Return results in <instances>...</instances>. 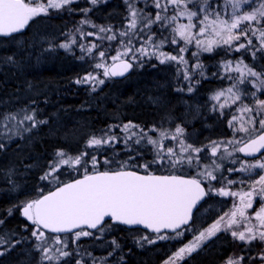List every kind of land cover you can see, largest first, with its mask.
Returning a JSON list of instances; mask_svg holds the SVG:
<instances>
[{"label":"snow or ice","instance_id":"1","mask_svg":"<svg viewBox=\"0 0 264 264\" xmlns=\"http://www.w3.org/2000/svg\"><path fill=\"white\" fill-rule=\"evenodd\" d=\"M74 2L76 0H46V3L39 0H0V38L12 37L34 18L47 15L50 9H65ZM104 2L106 0H89L93 6ZM124 3L127 15L123 28L116 27L113 31L112 25H96L89 19H82L81 27L76 32L80 37L95 36L96 40L86 45L78 43L76 35H73L57 45L67 51L76 46L81 51L79 58L87 56L94 61L93 68L100 70L96 74L86 73L75 81L77 84L90 85L95 91L98 85L105 83V79L124 76L134 63L142 67L140 58L150 60L155 57L162 64L176 62L183 65V79L189 81L187 90L192 92V76L197 74V70L199 76L204 75V65L199 62L201 53L221 49L227 55L243 50V54L249 55L253 61L257 59V53L264 57V0H124ZM148 8L152 11H147ZM83 11L86 15L90 9ZM89 24L96 29L95 32L82 30L84 25ZM253 39L256 43H253ZM113 42H117L115 48ZM165 45L177 46L175 50L178 55L163 51ZM190 47L196 49L191 52L195 60L191 73L185 57ZM48 50H51V46ZM113 51L115 55L111 54ZM6 61L13 62V57H6ZM220 67V78L230 81V84L210 97L215 101L211 111L223 115L226 109L235 106L227 121L233 131L232 139L210 141L195 147L186 142L185 129L180 125L171 131L153 126L148 132H158L159 136L154 138L139 125L128 122L123 124L122 129L130 134L122 140L112 131L121 126L112 125L108 129H101L99 135L89 137L86 148L90 151L75 155L64 150L55 153L48 164V171L40 177L42 181L54 185L55 190L47 194L41 190L38 198L18 205L22 216L33 226L32 251L39 254L37 264H86V258L88 264H96L97 258L86 249L81 251V245L69 251L67 239H62L60 234H71L73 244L82 237L98 238L92 230L102 236L111 228L106 218L121 225L150 229L155 239L141 236L137 240L141 246L142 243L155 244L158 240L180 243L185 233L192 231L193 210L199 212L198 204L205 197L213 195L233 197L231 208L222 214L214 209L218 216L211 225L194 235L192 241L180 246L163 264L183 262L221 232L230 234L233 241L240 242L246 253L229 255L223 264H254L256 260L264 264V99L258 95H264V73L245 63L243 55L235 61L223 60ZM101 75L104 79L100 78ZM249 85L255 90H249ZM248 100L252 103L245 102ZM44 123L47 121L37 119L35 109L30 112L21 109L16 113H0V150L4 149L6 143L22 138L24 133H30L38 124ZM26 124L28 126L25 127ZM165 141L169 143L166 145ZM130 142L143 148L152 146L153 160L134 165L136 170H130L127 162L104 158L105 165L117 163L118 167L98 170L100 161L96 153L102 152L105 146L112 147L117 143L130 149ZM132 150L143 159L139 148ZM235 153H243L245 157H255L259 153L260 156L249 163L247 159L234 157ZM135 158L129 156V160L134 161ZM225 160L233 165L226 171L240 174L241 178L228 179L223 175ZM238 161L239 167H235ZM154 164L171 172L192 169L196 175L191 178L184 174L156 175L150 170ZM65 168L83 172L82 178L73 182L62 181L60 176ZM141 168L145 174H141ZM258 172L261 174L253 179ZM3 175L5 182L15 188L12 173ZM202 181L208 183L207 190ZM213 181L223 186L215 188ZM233 185L247 187L248 190L233 191ZM257 197L260 207L249 214L248 210L253 208ZM3 224L4 220L0 219V226ZM5 235L7 239L0 235V247L4 248L0 256L22 243V240L12 239L14 234ZM24 240L27 241V238ZM110 243L113 251L120 247L115 239ZM257 244L261 245L262 250L252 255ZM108 255L111 256L112 252Z\"/></svg>","mask_w":264,"mask_h":264},{"label":"trees","instance_id":"2","mask_svg":"<svg viewBox=\"0 0 264 264\" xmlns=\"http://www.w3.org/2000/svg\"><path fill=\"white\" fill-rule=\"evenodd\" d=\"M84 9L90 11L85 15ZM146 10L152 11L151 8ZM126 15L124 0H106L95 6L91 5L89 0H76L65 9L51 10L47 15L36 17L33 22H29L23 33L10 38H0V113H16L21 109H28L30 112L35 109L37 119L47 121L38 124L30 133H24L22 138L6 143L4 149L0 150V219L4 220V224L0 226V235L7 239L5 234L11 233L14 234L13 240H22V243L16 244L11 251L0 256V264H37L39 254L32 251L33 226L21 216L18 205L23 201L38 198L41 190L45 193L55 187L42 181L40 177L48 171V164L58 150L73 155L90 151L86 148L89 137L93 134L99 135L101 129H108L112 125L121 126L113 128L112 131L122 140L130 134L124 133L122 129L123 124L128 122L137 124L144 130L155 126L171 131L176 125H180L186 134H196L197 143L208 139L229 138L228 117L211 111L208 97L230 84V81L220 78L221 67H218L217 59L221 52L218 49L202 55L200 63L204 65V75L199 76L197 70V74L192 76V92L187 90L189 81L181 82L182 91H175L172 85L165 86L166 77L153 74L156 70L137 73L133 69L125 79H105V83L95 91L90 85L75 82L86 73L98 72L93 68L94 61L87 56L80 59L81 51L77 50L76 46H73L70 52L57 45L66 42V38L81 27L82 19H89L96 25H112L115 31L116 27L123 28ZM82 30L96 31L90 24L84 25ZM47 34L52 35L51 41L40 37ZM76 38L78 43L85 38L87 44L96 40L95 36L79 37V34ZM89 40L92 41L88 42ZM116 43L113 42V46ZM50 46L51 50H48ZM163 51L172 53L171 46L165 45ZM241 55L250 67L264 73V57L260 53H257L255 61L249 55L235 54L240 57ZM9 56L13 57L11 63L6 61ZM228 58L225 54L220 57ZM188 70L190 73L193 71L192 68ZM258 95L264 99V95ZM167 142L165 141V144ZM135 148L140 149L143 159L137 157L136 151L132 150ZM151 149L149 146L143 148L136 145L125 149L122 143L112 147L105 146L102 152L96 153L100 161L98 170L118 167L117 163L105 165L104 158L127 162L130 170H136L134 165L153 160ZM129 156L136 158L134 161L129 160ZM89 170L91 171V168ZM150 170L154 173L179 172L161 169L156 164L152 165ZM62 171L64 174L60 179L64 182L83 175V172L67 168ZM8 172L12 173L15 188L4 180L3 174ZM140 172L145 173L142 168ZM227 174L225 170L223 175L226 177ZM232 189L237 191L236 187ZM211 199L212 196L208 197L206 202L209 204ZM108 223L111 228L102 236L93 231L94 236L98 238L82 237L73 244L71 234L61 237L67 239L69 251L81 245V251L86 249L97 258L96 264H161L174 251L175 243L171 244L168 240L157 241L155 244L142 243L141 246L137 243L141 236L147 235L149 239H155V235L141 228L129 229L110 221ZM24 238H27V241ZM113 239L120 245L115 251L110 243ZM221 245L222 241L215 237L179 264H219L232 250L226 244ZM3 250L4 248L0 247V251ZM109 252H112L111 256L108 255Z\"/></svg>","mask_w":264,"mask_h":264},{"label":"rangeland","instance_id":"3","mask_svg":"<svg viewBox=\"0 0 264 264\" xmlns=\"http://www.w3.org/2000/svg\"><path fill=\"white\" fill-rule=\"evenodd\" d=\"M39 2H44V3H46V0H39ZM51 10L52 9H50L49 10V12H51ZM35 19V18H34ZM30 22H33V20L32 21H30ZM77 35L78 33L77 32H75V33H72V35ZM166 34V33H165ZM71 35V36H72ZM71 36L70 37H68V38H71ZM42 39H44V40H47V41H51L52 40V35H50V34H47V36H45V37H42V36H40ZM80 37V36H79ZM255 40V39H254ZM90 41H92V40H89L88 42H90ZM82 43H85V38L84 39H82V41H81ZM241 42H243V41H241ZM61 43H64V41L63 42H61ZM253 43H256V40H255V42H253ZM86 45H87V43H85ZM139 46V44L137 45V47ZM171 46V50H172V55H178V51L177 50H175L176 49V47L177 46H172V45H170ZM114 48H115V46H113ZM77 48V47H76ZM61 49H63V48H61ZM77 50H80L79 48H77ZM221 53H220V56H219V58L217 59V61H218V63H219V65H218V67L220 66V64H221V62L223 61V60H226V59H220V57H221V55L222 54H225V52L224 51H222L221 49H218ZM72 51V50H71ZM70 51V52H71ZM193 51H196V49H195V47H190L189 48V51L187 52V53H185V57H186V59L188 60V69H191L192 67V64L195 62V60H194V58L191 56V52H193ZM166 53H169V52H167V51H165ZM243 53V50H241V54ZM112 55H115V52L113 51L112 53H111ZM203 54H205V53H201L200 54V57H199V62H200V59H201V57H202V55ZM235 52H233V53H230V54H225L226 56H229V58L228 59H232V60H236V59H239L240 58V56H235ZM142 61H143V66L142 67H137L136 66V64L134 63L133 64V69H135L134 71L135 72H137V73H146L147 71H151V72H153L154 70H156L153 74H156V76H162V77H166V79H167V83L165 84V86H169V85H172L173 86V88H174V90L176 91V90H178V89H180V84H181V82H185V80L183 79V76H182V74H184L183 73V65H178L176 62H165V63H160L159 62V60L157 59V58H155V57H153V58H151L150 60L149 59H146V58H140ZM246 63V62H245ZM168 70V71H167ZM98 71H100V70H98ZM153 74H152V76H153ZM221 75H222V69L220 68V77H221ZM103 76H100V78L101 79H104V78H102ZM112 79V78H111ZM222 80V79H221ZM106 81V80H105ZM168 82L170 83V84H168ZM98 86H100V85H98ZM97 86V87H98ZM96 87V88H97ZM249 90H255L251 85H249ZM215 93V92H214ZM213 93V94H214ZM212 94V95H213ZM259 94V93H258ZM211 96V95H210ZM210 96L208 95V97H209V101L211 102V105L212 104H214L215 103V101H212V100H210ZM261 98V97H260ZM261 99H263V98H261ZM246 103H249V104H251L252 103V101L250 100H248V101H245ZM234 109H235V106H233V108L232 109H226L225 110V112H224V114L223 115H221V116H226V117H228V119H230L231 117H230V115H229V113L231 112V111H234ZM17 112H19V111H17ZM222 117V118H223ZM227 119V120H228ZM228 127V126H227ZM170 131V130H169ZM227 131L228 132H230V136H229V138H225L224 140H229V139H232V137H233V131H232V129L231 128H229L228 127V129H227ZM145 132H148V130H145ZM193 134V135H192ZM192 134H186V131H185V134H184V139L186 140V142L187 143H189V144H193L195 147H201V146H203V145H206V144H208L210 141H223V139H208V140H204V141H202V142H200V143H197V140H196V134L195 133H192ZM148 135H151V136H153V133L151 134V132H148ZM159 136V133L157 132V133H155L154 134V138H156V137H158ZM209 137H210V135H209ZM167 142V141H166ZM169 142H167L166 144H168ZM174 143V142H173ZM149 147H152V146H150L149 145ZM229 150L231 151V146H230V148H229ZM218 155H220V154H218ZM234 157H240L241 158V155L239 154V153H235L234 154ZM241 159H244V158H241ZM249 163H253L254 161H255V159H249V160H247ZM205 162H207V161H205ZM218 163L220 162L219 160L217 161ZM229 163L226 167H224V164L225 163ZM229 167H233V165L228 161V160H225V161H223V168L226 170V168H229ZM235 167H239V161L237 162V164L235 165ZM259 174H261V173H257V175L256 176H254L253 177V179H257L258 178V175ZM228 179H237V178H241L240 177V174H237V173H232V174H230V173H228L227 174V176H226ZM249 183H250V181H249ZM232 187H237V188H242L240 185H233ZM248 190V188L247 187H243L242 189H240V191H247ZM211 215L210 216H199V220H200V218L201 219H203L201 222H200V228L201 229H199V230H197V232L196 233H194V235H198L199 234V232L200 231H203L204 229H206L207 227H209L210 225H211V223L213 222V220H211V221H209L210 219H211ZM194 235H184V237L182 238V240H181V242L180 243H177V242H175V241H170L169 243H175L174 244V246H175V248H174V251L172 252V253H174L180 246H182L183 244H185V243H188L189 241H192L193 240V238H194ZM213 238H215V237H213ZM213 238H211L210 240H212ZM210 240H208V241H210ZM159 242H165L166 240H164V241H160V240H158ZM208 241H206V242H208ZM206 242L204 243V244H206ZM203 244V245H204ZM233 252H234V249L232 248V250H230V252H229V254L226 256V257H224L220 262H219V264H223V262H224V260L229 256V255H233ZM171 253V254H172ZM170 256V255H169ZM167 259V257L164 259V260H166ZM163 260V261H164ZM163 261H162V263L161 264H163ZM180 262H178V264H179ZM254 264H261V262L259 261V260H256L255 262H254Z\"/></svg>","mask_w":264,"mask_h":264},{"label":"flooded vegetation","instance_id":"4","mask_svg":"<svg viewBox=\"0 0 264 264\" xmlns=\"http://www.w3.org/2000/svg\"><path fill=\"white\" fill-rule=\"evenodd\" d=\"M228 164L229 163L226 162L224 164V166H226ZM164 174H176V175L184 174L187 177L191 178V177L196 175V172L193 171L192 169H189V170H186L184 172H181V171H179L178 173H170V172H168V173H164ZM202 183L204 184V187L207 190L208 183L206 181H202ZM212 184H213V186L215 188H219V187L223 186L222 183H217L216 181H213ZM240 189H242V188H237L236 187L237 191H240ZM207 198L208 197H206L204 202H202V204L199 205V207H198L199 208V212H197V210H196L193 213V221H194V223L191 222L192 223V231L191 232H186L185 235H194V233H196L197 230L201 229L200 228V222L203 219L200 218V220H199V216L200 217L201 216H204V217L206 216L207 217V216L211 215L212 217H211V219L209 221H211V220L214 221L217 218V216H218V212L214 211V209H218L219 210V214H222V212L227 211L229 208H231L232 203L234 201L233 197H220V196L213 195L210 203L208 204L207 202L205 203ZM259 207H260V199H259V197H257L256 198V202L253 205V208L248 210L249 214L253 213L255 210H258ZM215 237H216V239L218 241H220V242L222 241V245L221 246L226 244L230 248H233L234 249L233 255H235V256H239V255H242V254L246 255V253L243 250L242 244L240 242L233 241V239L230 236V234L221 232V233H217V236H215ZM223 242H225V243H223ZM261 250H262L261 249V245L257 244L255 246V251L252 252L251 254L255 255L256 253L260 252Z\"/></svg>","mask_w":264,"mask_h":264},{"label":"water","instance_id":"5","mask_svg":"<svg viewBox=\"0 0 264 264\" xmlns=\"http://www.w3.org/2000/svg\"><path fill=\"white\" fill-rule=\"evenodd\" d=\"M28 27V25L20 32V33H22V32H24V30L26 29ZM20 33H16V34H20ZM16 34H13V35H16ZM9 38V37H8ZM132 70H133V67H132V69H130L127 73H125V75L124 76H117V77H111L112 79H114V80H120V79H125V78H127L128 76H130V73L132 72ZM262 151H264V150H262ZM240 155H242L244 158H246V159H254V158H258L259 156H260V154L259 153H257L256 155H255V157H245V154H243V153H240ZM99 171H104V170H99ZM141 174H145V173H142L141 172ZM154 174H156V173H154ZM156 175H165V174H160V173H157ZM82 178V176H79V177H76L75 179H72V180H69V181H65V182H73L74 180H76V179H81ZM188 178H190V177H188ZM53 190H55V187L52 189V190H50V191H53ZM49 192V191H48ZM44 194H47V192H45ZM206 198V197H205ZM202 202H204V200H202L201 202H200V204H198V206L197 207H199V205H201L202 204ZM21 210V209H20ZM196 211V209H194L193 210V213ZM21 216H22V214H21ZM23 217V216H22ZM24 218V217H23ZM26 221H28L26 218H24ZM106 220L107 221H110L112 224L114 223V224H118V225H120V226H122V227H126V228H130V229H133V228H141V229H143V230H145V231H147V232H149V233H151V230L150 229H145L144 228V226H127V225H121V224H119L118 222H112L109 218H106ZM30 224H31V222L30 221H28ZM191 223V222H190ZM87 230V229H86ZM92 231H96V230H92ZM169 231V233H170V230H168ZM152 234H154V233H152ZM60 235H67V234H60Z\"/></svg>","mask_w":264,"mask_h":264}]
</instances>
